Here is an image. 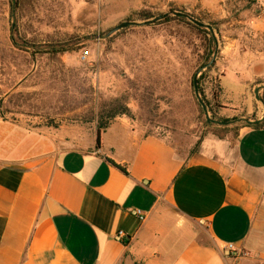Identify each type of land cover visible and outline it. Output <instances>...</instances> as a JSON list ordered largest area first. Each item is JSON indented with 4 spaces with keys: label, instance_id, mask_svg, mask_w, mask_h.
I'll use <instances>...</instances> for the list:
<instances>
[{
    "label": "crops",
    "instance_id": "1",
    "mask_svg": "<svg viewBox=\"0 0 264 264\" xmlns=\"http://www.w3.org/2000/svg\"><path fill=\"white\" fill-rule=\"evenodd\" d=\"M68 54L0 48V264H264V128L185 156L117 119L99 148L97 130L92 150L68 147L81 135L44 101L65 93L38 79ZM250 64L264 81V43Z\"/></svg>",
    "mask_w": 264,
    "mask_h": 264
},
{
    "label": "rangeland",
    "instance_id": "2",
    "mask_svg": "<svg viewBox=\"0 0 264 264\" xmlns=\"http://www.w3.org/2000/svg\"><path fill=\"white\" fill-rule=\"evenodd\" d=\"M139 12L145 16L138 18ZM174 13L214 29L208 63L217 49L215 64L197 79L213 108L210 118L225 125L207 122L194 91V77L209 54V36ZM127 21L138 24L108 35ZM147 21L153 22L143 24ZM11 37L20 45L34 44L35 50L42 43L72 50L68 56L75 66L38 78L44 87L65 93L44 101L52 111L56 103L65 111L66 135H81L68 147L92 150L98 126L120 106L126 114L112 122L128 121L185 156L210 139L233 143L247 120L264 119V81L252 76L250 64L251 52L264 43V0H0V48L11 46ZM82 51L89 52L86 62L79 60ZM241 57L243 65L237 63Z\"/></svg>",
    "mask_w": 264,
    "mask_h": 264
},
{
    "label": "trees",
    "instance_id": "3",
    "mask_svg": "<svg viewBox=\"0 0 264 264\" xmlns=\"http://www.w3.org/2000/svg\"><path fill=\"white\" fill-rule=\"evenodd\" d=\"M17 3V2H16ZM15 5H17V4H15ZM138 18H141V17H144L145 15L143 14V12H139V13H137V14H135ZM146 19H149V18H146ZM179 19H183V18H179ZM184 20V19H183ZM192 25V24H191ZM195 28L196 29H198L199 31H202V32H204L205 34H207L208 36H209V43H208V45H207V49H208V56H207V58H206V60H205V62H203V64H201V66H203V65H206L208 62H209V60H210V58H211V55H212V52H213V40H212V38H211V32L209 31V30H207L206 28H199V27H196L195 26ZM213 28V27H212ZM214 30V29H213ZM11 45H12V47L15 49V50H17V51H19V52H22V53H24V54H29V55H31V54H37V53H39V54H48V55H50V56H56L57 54H59V53H68V52H71L72 50L70 49H67V48H54L53 46H48L49 47V49L48 50H42L41 51V49L40 48H42V47H40V48H37V50H34V52L32 51V49H34V48H31V47H33V45L34 44H30V43H23L22 45H20V44H18L17 42H16V40H15V38L14 37H11ZM35 46V45H34ZM51 47V48H50ZM215 64V63H214ZM214 64L213 65H211L210 67H208L204 72H203V75H205L207 72H209V71H211L212 69H213V66H214ZM264 87V86H263ZM198 89H199V94H200V96H201V98H202V100L204 101V103H205V105L207 106V109H208V112H209V114H212L213 113V108H212V106H211V104L204 98V95H203V88H202V84H201V79L200 80H198ZM262 104L264 105V88H263V97H262ZM110 116L108 117V120L105 122V123H103V124H100L99 126H98V128H97V138H96V148H99L100 147V134H101V132L103 131V130H105L108 126H109V124L112 122V120L114 119V118H116L118 115H124V114H126V109L123 107L122 108V106H120V107H117V108H112L111 110H110ZM258 120V119H257ZM246 127H255V128H264V119L262 120V121H260L258 124H256V125H251V124H247V126ZM109 161V160H108ZM115 168H117V169H119V170H121V171H123V172H125L126 173V171L124 170V168L122 167V166H120V165H117V164H115L114 162H112V161H109Z\"/></svg>",
    "mask_w": 264,
    "mask_h": 264
},
{
    "label": "water",
    "instance_id": "4",
    "mask_svg": "<svg viewBox=\"0 0 264 264\" xmlns=\"http://www.w3.org/2000/svg\"><path fill=\"white\" fill-rule=\"evenodd\" d=\"M13 1H14L15 3L17 2V0H13ZM174 14L189 19L191 22H193V23H194L195 25H197L198 27L206 28V29L209 30V31L212 33V35L214 36V30H213V28H212L211 25H209V24H205V23H202V22H199L198 20L192 18L191 16H189V15L186 14V13H184V14H182V13H174ZM167 16H168V14H164V15H162V16H159V17L155 18L154 21H159V20H161V19L166 18ZM152 22H153V21H147V22H144L143 24H148V23H152ZM136 24H138V23L128 22V21H127V22H124V23H122V24L116 26L115 28H113V29L109 32L108 35H111V34H113V33H115V32L120 31L121 29H124V28H126V27H128V26H131V25H136ZM217 51H218V50L216 49L215 56H214L213 60H212L210 63H208V64L204 65L203 67H201L200 70H199V72L196 73V75H195V77H194V91H195V96H196V98L198 99V102L200 103V105H201V107H202V109H203V112H204V114H205V117H206L207 122H208V123H216V124H218V125H225V123H223V122H218V121L212 120V119L210 118V116H209V112H208V109H207V106L205 105L204 101L202 100V98H201V96H200V94H199V89H198V79H197V78H198V75L200 74V72L204 71L205 69H207L208 67H210V66L215 62L216 55H217ZM256 92H257V90H256ZM260 121H261V119H260V120H256V121H248V120H247L246 122H247L248 124H251V125H256V124H258Z\"/></svg>",
    "mask_w": 264,
    "mask_h": 264
},
{
    "label": "built area",
    "instance_id": "5",
    "mask_svg": "<svg viewBox=\"0 0 264 264\" xmlns=\"http://www.w3.org/2000/svg\"><path fill=\"white\" fill-rule=\"evenodd\" d=\"M88 56H89V52H88V51H82L79 60H80L81 62H86V60L88 59ZM139 213H140V212H138V214H139ZM139 215H140V214H139ZM139 219H140V220H144V217H142V216L140 215ZM119 234H120V235H123L122 232H120ZM227 249H228L230 252H234V251H235V250H234V246L231 245V244L227 246Z\"/></svg>",
    "mask_w": 264,
    "mask_h": 264
}]
</instances>
